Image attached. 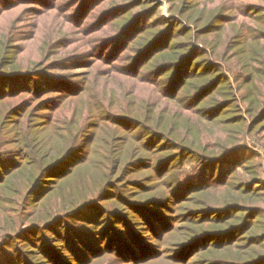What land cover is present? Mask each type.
<instances>
[{
    "label": "trees",
    "instance_id": "trees-1",
    "mask_svg": "<svg viewBox=\"0 0 264 264\" xmlns=\"http://www.w3.org/2000/svg\"><path fill=\"white\" fill-rule=\"evenodd\" d=\"M26 1L0 0V19ZM56 1L25 7L40 16L54 10ZM60 1L70 11L46 47H74L47 63L52 69L35 64L20 70L9 59L7 53L15 50L12 39L21 34L14 28L16 18L0 36V264H93L105 256L117 259L105 264H144L155 258L182 264L188 255L194 264H264V180L254 162L258 153L238 143L242 133L264 134V57L250 71L244 64L256 59L246 53L249 41L264 45V0L223 5L206 19L200 11L192 19L194 30L173 24L171 17L155 18L126 45L123 38L138 16L130 10L157 0L110 5L102 10L107 18L99 26L93 25L94 17L87 23L88 16H80L81 6L92 0ZM170 1L173 8L180 2L176 14L189 12V0ZM127 3L121 13L112 12L121 8L113 6ZM147 7L140 11L148 12ZM223 11L235 14L222 18ZM215 22L222 23L217 27ZM224 23L232 27L226 48H245L218 55L213 43L210 52L223 61L240 55L236 80L245 75L239 84L255 83L239 99L244 116L227 90L222 100L199 107L213 90L208 89L213 79L191 81L206 78L205 63L198 69L191 64L188 73L184 69L191 56L205 54L194 46L192 34L206 36L214 27L218 32ZM178 25L185 27L174 34ZM153 29L149 40L144 34ZM184 35L188 40L181 39ZM162 40L171 46L156 51L139 69L145 53ZM80 44L84 49L77 51ZM85 59L93 62L86 60L84 73L51 71L76 67ZM217 77V86L227 89L225 75ZM189 87L195 93L187 96L191 103H184L176 94ZM48 92L52 96L43 97ZM15 97L20 100L6 102ZM45 111L50 115L43 116ZM213 125H231L229 136L235 139L230 145L216 140L214 155L196 135L201 129L213 132ZM242 158L249 163H240L243 172L236 175ZM187 160L196 162V170L181 180ZM143 229L150 232L154 248L142 239Z\"/></svg>",
    "mask_w": 264,
    "mask_h": 264
},
{
    "label": "rangeland",
    "instance_id": "rangeland-1",
    "mask_svg": "<svg viewBox=\"0 0 264 264\" xmlns=\"http://www.w3.org/2000/svg\"><path fill=\"white\" fill-rule=\"evenodd\" d=\"M29 1H31V2H29ZM35 1L43 2L45 0H27L26 1L27 4L20 6L19 8H16L13 11L5 13L0 19V36H2L3 33L5 32L4 26L7 24H10V22L16 18V23L14 24V28L18 29L19 33H21V34H19L20 36L12 39V43H13L12 45L15 47V50H17V54L14 58L13 54H14L15 50L13 49L12 50L13 52L10 51L9 52L10 54L7 53V55L9 57V59H11V60L15 59L14 60L15 61V67L17 69H20V70H25V69L31 68L35 64L41 65L44 67L50 61L61 57V54L69 53L74 47V44H72L69 47H64L62 49H59L57 46H55V48L48 50L46 47V44L49 43L51 41L52 37L54 36V34H53L54 30L59 25V23L63 21V18H65V15L70 11V7L67 6V8L62 9L63 5L61 4V1L58 0V1H56V5L58 7L57 6H56V8L54 7L55 9L52 10L50 13H44L40 16H37L35 14L32 15L31 11L27 7H25V6L35 7L37 5V4L33 3ZM46 1L51 2L52 0H46ZM68 1L70 2L71 0H67V2L65 1V3H67V5H69ZM126 1L128 2L129 0H92L89 3L86 2V4H84L82 6L80 4L81 2H79V5L81 6V8H83V12L81 13L80 16L83 17L82 19H84V17L88 16V18H87L88 20L85 21L87 23H89L92 20V17H94L95 21L93 22V25L99 26L103 22V18L104 19L107 18L106 16H103V14H102L103 9L106 10V7H108L110 5L117 4L118 2L124 3ZM248 1L256 2V0H248ZM236 2H240V0H189L187 6L190 7V10L186 14L184 13V15H181L179 12H177V14H176V11H177L176 9L180 6V2L176 6V8H173L172 2L170 0H157L158 4H152L151 6L150 5H143L142 6V5L137 4L138 6H135L129 12L131 14V16L132 15L134 16L137 13L138 14L137 20L132 24L130 30H128L129 35L125 36V38H123V43L126 45L127 43L135 41L134 39L137 37V35H140V33H137V32H141L143 29H145L148 23L149 24L153 23L155 21V18H162V19L166 20V19L171 17L175 21V22L173 21V24H179L180 23V25H181L184 23V25L186 27L194 30L195 24L192 22V19L194 17H196V15H198V13L200 11L203 12L202 16L206 19V16L207 17H210V16L213 17L216 14V12L220 6L236 5ZM107 3H109V4L106 5ZM243 3H247V1L245 0ZM70 4H71V2H70ZM117 6H121V8L118 10H115V11L112 10V12L114 14L121 13L122 11L125 10V8H128L130 6V4L127 3V4H123V6L122 5H116L113 7H117ZM242 6H241V9L243 8ZM142 7H147L145 9H149V11L148 12L147 11L146 12L140 11L141 9H143ZM105 10L103 12H106ZM153 11H155V12H153ZM109 12L110 11H107V13H109ZM174 13H175V15H174ZM234 14H235V12H233V14H232L230 12L223 11V15H222L223 17L222 18H228V17L233 16ZM140 16H141V19H140ZM189 16L191 17V20H190V23L187 24V23H185V21L187 19H189ZM97 21H98V23H97ZM221 23L222 22H215V25L217 27H219ZM180 25H178L177 27L174 28L175 29L174 34L180 32L182 29H184L185 26L184 25L180 26ZM157 27H159V29L163 28V26H159V25ZM221 28H223V29L216 32L215 30L217 28L214 27V29L212 31H210L206 36H194V34H192V37H190V38H191V41L193 42L194 46L203 49L204 50L203 52L205 54H203V56H202L203 58L196 57L194 55L191 56V59H193V60H190V63L188 62L184 66V69L188 73V68L190 67L191 64L195 65L196 69H198V68H200L202 63H205L201 69L203 71H207L208 74H207L206 78H203L200 80L197 78H193V79H191V81L199 83L200 81H205V80H211L212 81V79H213L212 86L210 88H208V89H213V90H211V92L209 91L207 93V95L208 94L209 95L204 100L206 102H201L199 107H201L204 103L212 105V103L216 102L217 99H221L220 96H222L223 92H225L227 90V91H229V93L231 92L235 95L234 97L238 100L237 103H238V106L240 107V111H241L240 113H241V115L244 116V110H245L244 107L245 106H244L242 101H241V103L239 102L240 101L239 99L243 95V92H245V89H251L255 83L251 82L248 85L239 84V83H241V82L243 83L245 81V79H246L245 75L239 81L236 80L237 78L235 77V72L237 71V69L239 67L237 64V58L240 57V55H234V58L223 61L219 56L213 55L212 54L213 51L210 52V48L212 47L213 43L218 45L214 49L215 50L214 54H218V55H221V54H224L225 56H226V54L231 55L235 51H238L242 48H245V46H241V47H236V48H233L231 50H228V47L226 48V45L231 40L229 35L232 32V27L229 24L224 23L221 26ZM155 30L156 29L148 30V32L144 34L145 37L148 36L147 38H149V40H150V36H151L150 34ZM70 33L71 32H67V34H70ZM97 34H99V33H97ZM97 34H94V35H97ZM76 37H78V35H76ZM90 37H93V35L89 36L88 38H90ZM139 37L140 36H138V38ZM188 38H189L188 35H184L181 37L182 40H188ZM181 39H179V40L181 41ZM246 43H248V41ZM257 43H261V41H257ZM257 43L249 41V44L247 46L248 51H246V53L247 54L251 53L253 57H256V59H252L250 61V58H248L247 62H244V64H246L248 67L247 68L248 70H246V71H250V68L253 67L252 65L256 64V62H258V60H260L264 57V45H262V44L259 45ZM99 45H100V43L97 44V47ZM125 45H124L122 51H124V49H126ZM169 45H170V43L166 40L159 41L152 49L148 50L145 53L144 58L138 63V65L140 64L139 69H141L140 67H143L152 58V56L155 55L154 53L156 51L163 49V48H166V47L169 48L171 46V45L170 46ZM82 49H84V46H82L80 44L77 47V51H80ZM52 51H54V53H56V54H53ZM86 60L87 59L81 60V62H78L76 64L77 65L76 67L69 66V68H64V69H59V70L55 69V70H51V71L53 74L60 75V76L61 75H69L70 76L72 74L77 75L79 73H84L87 70V66H85L87 63ZM87 61H89V63L93 62V60H87ZM254 61H256V62L254 63ZM37 65H35V66H37ZM48 67H50V69H52L51 65H48ZM72 67H74V68H72ZM5 69H8V67H6ZM4 71L7 72L8 70H4ZM180 71H181V69L177 72V74ZM194 71H195V68L193 71L190 70L189 75L191 76L192 72H194ZM160 72L161 71H159L158 73L160 74ZM221 72L225 75V78L227 80L224 84L227 89H224V87L221 84H219L217 86V83L219 81L216 82V79H218V77H217L218 73H221ZM166 75H168V74H166ZM153 76L157 77V75L155 73L153 74ZM253 77L256 78L255 75ZM131 80L134 81L136 79L132 78ZM228 83H229V85H228ZM124 84H125V82H124ZM199 85L200 84H197L198 87H199ZM108 86L109 85H107V87ZM193 86L194 85H192L191 87H193ZM123 87H124V85H123ZM191 87L185 89V91H184L185 93L183 92L182 94H176V95H178L177 98L183 97L184 103H191L192 100L187 97V96L190 97L195 93L194 92L195 90H190ZM212 87H214V88H212ZM228 87L232 88L231 89L232 91ZM237 88H243V89L238 90ZM127 89H128V91H132V87H130L129 85L127 86ZM47 96H52V92L51 93L48 92V93H46V95H43V97H47ZM226 97H230V95H228ZM19 100H20V97H15V98L8 100L6 102H8V104H12V103H15ZM232 108H233V106H229L227 109H232ZM172 109L177 110V107L174 106ZM171 113H176V112L172 111V112H170V114ZM223 113H224V109L221 110V114H223ZM44 115H45V117H47L50 114L47 111H45L43 116ZM245 117H246L245 120L249 121L248 117L246 115H245ZM219 119H224V116L220 115ZM231 127H232L231 125H227V126L213 125V126H211L213 132H210L206 129H201L198 133H196V135L201 140V142L204 143L208 147V150L210 152H212V154L214 155L217 151H219V150H217L218 147L214 146V142L216 140L220 141L221 145H230V144L235 143V139H231L229 136V130ZM178 130H180V128ZM226 130H228V132ZM224 131H226L227 133L225 134ZM5 136H7V135H5ZM239 136H240V137H238L239 145H245V147H247L248 149H250V150L254 149L258 153V155H257L258 157H256L254 159V162L260 168V171H261L260 177H261V179L264 180V134H257L255 132H251V133L245 132ZM190 138H192L191 135H190ZM1 141H4V139H1ZM155 141H157V140H155ZM75 160H76L75 158L71 159L68 162V165L70 166L71 165L70 163L75 161ZM191 161L192 160H187V162L183 165V167H181V173H182V175L180 177L181 180H184L187 176L190 175V173L195 172L196 169H193V168L195 166L194 163H196V162H194V161L191 162ZM240 163L247 165L249 163V161L245 160L244 158L240 159V161L237 163L239 165H237L234 169L235 170L234 172L236 175L242 174V172H243L242 166H240ZM176 173L179 174L180 172H178V170H177ZM172 206H174V205H172ZM162 214L164 216L169 215L166 212H162ZM13 217H16V214H13ZM0 222H1V219H0ZM180 225H181L180 228L183 229L181 232H185V230H184L185 224L182 223ZM142 231H143V235H144V237L142 239L145 240L147 244L151 243L150 245L152 246V248H154L153 243L150 242V240H148V238H150V232L147 229H143ZM145 235H147V236H145ZM173 238L176 240H179V237H177V236H174ZM162 248H163V246H161V248H158V249H162ZM199 248H196L195 250H197ZM165 253L166 254L168 253L167 250H165ZM190 254H193V252H191ZM197 258L195 257V259H197ZM192 259H194V258H192ZM108 260L117 261L116 258L114 259L110 256H105V257H103V259H99V261H97L93 264H102L101 262H104L103 264H105L106 262H108ZM186 261H187L186 263H182V264H194V263H192L193 260H191V257H189V255L187 256ZM131 264H139V263L136 261H134V262L132 261ZM144 264H173V263L169 262L168 259H165V258H155V259H152L150 261H147V263H144Z\"/></svg>",
    "mask_w": 264,
    "mask_h": 264
}]
</instances>
